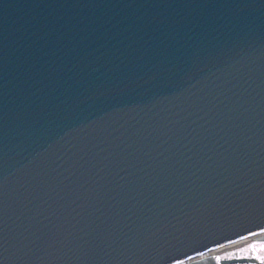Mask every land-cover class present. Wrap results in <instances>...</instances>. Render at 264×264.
<instances>
[{"label": "water", "instance_id": "95a60500", "mask_svg": "<svg viewBox=\"0 0 264 264\" xmlns=\"http://www.w3.org/2000/svg\"><path fill=\"white\" fill-rule=\"evenodd\" d=\"M264 241V0H0V264H213Z\"/></svg>", "mask_w": 264, "mask_h": 264}, {"label": "flooded vegetation", "instance_id": "af4514ba", "mask_svg": "<svg viewBox=\"0 0 264 264\" xmlns=\"http://www.w3.org/2000/svg\"><path fill=\"white\" fill-rule=\"evenodd\" d=\"M224 249L214 251L213 264H264L262 241L244 240Z\"/></svg>", "mask_w": 264, "mask_h": 264}, {"label": "bare ground", "instance_id": "6f19581e", "mask_svg": "<svg viewBox=\"0 0 264 264\" xmlns=\"http://www.w3.org/2000/svg\"><path fill=\"white\" fill-rule=\"evenodd\" d=\"M241 241H242V240H241ZM238 242H240V239H238V240L235 241L234 243H238ZM230 245H232V243H226V244H224V246L220 245V246L216 247V249H218V250H219L220 248H221V249H222V248L224 249V247H227V246H230ZM233 245H234V244H233ZM224 250H225V249H224ZM209 252L212 253V254L214 253L213 250H209Z\"/></svg>", "mask_w": 264, "mask_h": 264}]
</instances>
